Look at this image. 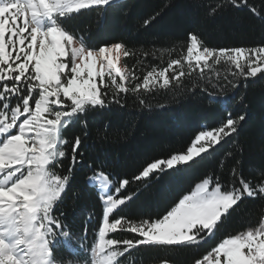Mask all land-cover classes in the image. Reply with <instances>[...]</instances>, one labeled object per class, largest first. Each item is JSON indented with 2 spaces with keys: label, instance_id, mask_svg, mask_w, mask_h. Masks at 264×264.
Wrapping results in <instances>:
<instances>
[{
  "label": "snow or ice",
  "instance_id": "obj_1",
  "mask_svg": "<svg viewBox=\"0 0 264 264\" xmlns=\"http://www.w3.org/2000/svg\"><path fill=\"white\" fill-rule=\"evenodd\" d=\"M229 5L264 19V0L259 8L249 0H226L210 6L207 15ZM116 6V0H0V264H128L141 248L199 247L216 236L245 200H264V170L259 179H246L243 149L237 145L219 161L222 170L226 159L231 161L226 181L206 174L156 216L118 214L153 183L179 175L232 141L246 116L228 112L215 127L198 131L183 150L145 158L131 179L114 180L94 168L95 161L89 164L87 182L98 192L101 211L99 217L88 213L81 235L73 237L61 205L77 166L85 162L89 113L113 104L125 107L121 94L128 93L139 107H151L144 95L162 90L223 102L242 81L246 87L248 80L264 78V43L211 47L196 32L187 34L186 54L137 76L121 64L122 58L135 55L124 41L97 45L91 26H72L76 18L95 13L99 28L108 9ZM165 7L142 19L141 26L147 29ZM150 55L154 53L143 52L145 58ZM217 65L225 66L223 76ZM183 78L191 81L190 88ZM73 128L74 135L66 137ZM109 128L103 125L105 133ZM137 182L142 188L128 190ZM93 219L94 241L86 244ZM116 233L131 235L115 238ZM59 248L68 255L58 257ZM193 264H264V215L254 225L222 236Z\"/></svg>",
  "mask_w": 264,
  "mask_h": 264
},
{
  "label": "trees",
  "instance_id": "obj_2",
  "mask_svg": "<svg viewBox=\"0 0 264 264\" xmlns=\"http://www.w3.org/2000/svg\"><path fill=\"white\" fill-rule=\"evenodd\" d=\"M261 2L249 0L250 4L258 8ZM116 3V7L108 9L99 28L96 21L100 18L95 13H86L76 18L72 26L78 29L91 26L97 45L124 41L135 50V55L123 58L122 65L140 77L152 66L166 67L170 59L186 54L189 32H196L211 47H252L264 43V19L254 16L246 8L237 9L229 5L214 16L207 15L210 6L226 3V0H116ZM165 4L167 7L163 9L162 15L147 29L143 28L142 19L159 11ZM146 50L154 55L145 58L143 52ZM216 70L221 76L225 74L223 65H217ZM183 85L190 88L191 81L183 78ZM246 85L242 81L238 89L229 90L223 102H210L208 96L199 93L190 99V93L181 96L175 91L162 90L144 95L146 102L151 105L145 108L139 107L138 100L131 93L121 94L126 100L125 107L113 104L108 109L89 113V138L83 149L85 162L77 166L61 205L73 237L81 235L88 213L99 217L101 211L98 192L95 186L87 182V177L92 175L89 164L95 161L93 167L102 168L114 180L131 179L132 173L145 158L183 150L198 131L205 127H215L228 112L246 116L238 135L232 141L217 146L211 156L179 175L153 183L151 188L142 192L139 199L130 202L118 214L132 219L156 216L163 213L180 192L187 190L206 174H219L226 181L231 161L226 159L223 170L219 161L227 151L236 150L237 145L243 149L244 177L254 181L259 179L264 170V78L250 79ZM105 123L110 125L106 133L103 130ZM98 129L101 130L100 135L97 134ZM76 131L73 128L65 135L71 138ZM102 136H106V139H102ZM64 164L66 169L67 161ZM138 187L142 188L138 182L133 183L128 190ZM74 192L78 194L75 198ZM262 215L264 200H245L224 221L216 236L199 247L141 248L133 253L128 264H161L164 260L168 264H193L222 236L254 225ZM96 223L97 219H93L88 224L87 240L84 243L91 244L94 241L93 229ZM130 235L113 234L115 238ZM67 255L63 248L57 250L58 257Z\"/></svg>",
  "mask_w": 264,
  "mask_h": 264
},
{
  "label": "rangeland",
  "instance_id": "obj_3",
  "mask_svg": "<svg viewBox=\"0 0 264 264\" xmlns=\"http://www.w3.org/2000/svg\"><path fill=\"white\" fill-rule=\"evenodd\" d=\"M123 59V58H122ZM121 64H122V60H121Z\"/></svg>",
  "mask_w": 264,
  "mask_h": 264
}]
</instances>
